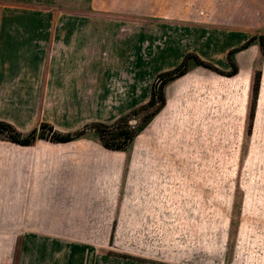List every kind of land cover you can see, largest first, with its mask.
I'll return each instance as SVG.
<instances>
[{"label": "crops", "instance_id": "1", "mask_svg": "<svg viewBox=\"0 0 264 264\" xmlns=\"http://www.w3.org/2000/svg\"><path fill=\"white\" fill-rule=\"evenodd\" d=\"M118 1L90 0V8L128 20L58 14L60 0H0V122L24 134L34 120L114 121L148 101L156 76L146 78L147 68L172 58L158 75L186 54L217 64L248 38L243 30L264 34V0L244 9L242 0H154L152 11V1ZM167 88L154 119L169 111ZM33 144L0 142V264H97L92 253L98 233L113 229L124 153L55 143L72 149L55 173L35 165Z\"/></svg>", "mask_w": 264, "mask_h": 264}, {"label": "rangeland", "instance_id": "2", "mask_svg": "<svg viewBox=\"0 0 264 264\" xmlns=\"http://www.w3.org/2000/svg\"><path fill=\"white\" fill-rule=\"evenodd\" d=\"M150 1L152 11L154 0ZM177 1L182 5L213 2ZM246 1L242 0L243 9ZM60 3L59 13L52 10L55 15L129 19L119 12L93 11L90 0ZM242 33L248 38L218 57L221 61L217 64L196 56L217 72L189 62L185 76L168 82L169 111L149 119L123 152L114 225L110 232L98 233L102 241L92 253L97 264H264V57L256 40L246 45L264 34ZM229 52L236 69L233 76H228L232 72L227 62ZM173 63L172 58L163 59L147 68L146 78L153 79L157 70ZM257 74L253 118L249 120ZM150 111L130 116L129 125L139 124ZM50 114L58 113L53 110ZM112 122L34 120L33 128H23L26 133L21 135L32 129L39 134L42 124L59 134L85 128L76 140L99 144L89 126ZM43 134L48 136L49 132L44 129ZM0 142L10 143L1 134ZM33 143L29 150L35 165L47 166L55 173L60 170L58 160L72 151L44 139ZM122 193L128 197L122 199Z\"/></svg>", "mask_w": 264, "mask_h": 264}, {"label": "trees", "instance_id": "3", "mask_svg": "<svg viewBox=\"0 0 264 264\" xmlns=\"http://www.w3.org/2000/svg\"><path fill=\"white\" fill-rule=\"evenodd\" d=\"M254 40L257 41L260 56L264 57V36L252 38L246 43V45L250 42H253ZM230 54L231 52L228 53L227 62L229 66L232 67V72L228 76H233L236 74V69L232 61L230 60ZM189 62H191L196 67H201L213 72H217L214 67L199 60L195 55L186 54L175 68L156 75L150 87L149 99L144 105L140 106L136 110H132L125 116L119 117L110 124L92 123L89 126V129H91L96 134L98 143L104 149L110 151H126L138 132L147 124L149 119H151L163 107L165 103L163 93L164 86L168 82H171L186 74ZM258 79L259 75L257 74L252 87V104L249 110V120H252L253 118ZM147 110L151 111L147 115H145V117L139 124L137 123L135 125H129L128 120L130 116H136L137 114L146 112ZM44 129L49 132L48 136H45L43 134ZM84 132L85 128L73 133L59 134L57 132H54L50 126L42 124L39 126V134H37L36 129H33L27 135L22 136L10 125L0 122V134L3 135L4 140L22 146L31 145L36 139H44L51 143H66L81 138Z\"/></svg>", "mask_w": 264, "mask_h": 264}]
</instances>
